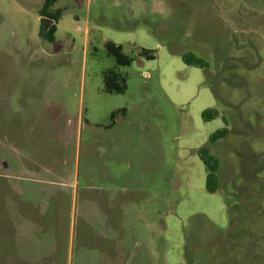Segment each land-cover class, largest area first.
I'll list each match as a JSON object with an SVG mask.
<instances>
[{
    "label": "rangeland",
    "instance_id": "374dc122",
    "mask_svg": "<svg viewBox=\"0 0 264 264\" xmlns=\"http://www.w3.org/2000/svg\"><path fill=\"white\" fill-rule=\"evenodd\" d=\"M45 1L0 0V264H264V0H59L54 42ZM110 41L134 58L125 94L103 91ZM32 150L73 194L54 241L16 216Z\"/></svg>",
    "mask_w": 264,
    "mask_h": 264
},
{
    "label": "crops",
    "instance_id": "0c3cea01",
    "mask_svg": "<svg viewBox=\"0 0 264 264\" xmlns=\"http://www.w3.org/2000/svg\"><path fill=\"white\" fill-rule=\"evenodd\" d=\"M2 123L0 125L4 128ZM31 126L29 135L35 129L33 125ZM31 153L32 157L27 165L19 158L13 163L17 169L16 173H11L17 181L14 187L17 194L16 216L22 220V226L38 227V230L28 233L29 235H42L50 239L48 241H54V226L63 222L67 208H71L73 198L71 186L63 178L62 160L51 156L44 162L33 150ZM4 191L6 190H2L0 194ZM17 223L19 224V221ZM28 232L32 231L28 230ZM21 237L25 239V235L21 234Z\"/></svg>",
    "mask_w": 264,
    "mask_h": 264
},
{
    "label": "trees",
    "instance_id": "16d2710c",
    "mask_svg": "<svg viewBox=\"0 0 264 264\" xmlns=\"http://www.w3.org/2000/svg\"><path fill=\"white\" fill-rule=\"evenodd\" d=\"M59 2V0H46L44 7L41 11L42 21L48 20V23L53 21L55 24L46 32L42 29V35L45 40L49 42L55 41V33L57 30L56 23L59 20L58 12L53 11V7ZM45 24V23H44ZM107 52L115 60L116 67L109 68L102 73L103 79V91L109 94H125L128 90L127 75L119 70V68L130 67L134 61L133 57H130L124 53V47L117 45L114 42H107L105 45ZM156 52L153 50L141 48L138 51V55L146 60H155ZM183 61L189 66L197 68H209V63L204 59L197 57L193 53H186L183 55ZM127 109H120L112 113V121L118 119L119 116H125ZM203 120L205 122L214 120L220 116V112L217 109L210 108L203 112ZM226 126L217 130L209 138V143L214 144L219 140H222L228 136L230 130L228 129V121L224 118ZM198 155L201 161L204 163L207 171L206 190L209 193H216L219 190V170L221 166L220 159L210 152L207 146H203L198 150ZM229 212L231 208L229 207Z\"/></svg>",
    "mask_w": 264,
    "mask_h": 264
},
{
    "label": "water",
    "instance_id": "95a60500",
    "mask_svg": "<svg viewBox=\"0 0 264 264\" xmlns=\"http://www.w3.org/2000/svg\"><path fill=\"white\" fill-rule=\"evenodd\" d=\"M48 20L47 19H44V23H47ZM50 23H54L53 21H51Z\"/></svg>",
    "mask_w": 264,
    "mask_h": 264
},
{
    "label": "flooded vegetation",
    "instance_id": "af4514ba",
    "mask_svg": "<svg viewBox=\"0 0 264 264\" xmlns=\"http://www.w3.org/2000/svg\"><path fill=\"white\" fill-rule=\"evenodd\" d=\"M46 24H48V22H47V23H45L44 25H46Z\"/></svg>",
    "mask_w": 264,
    "mask_h": 264
}]
</instances>
